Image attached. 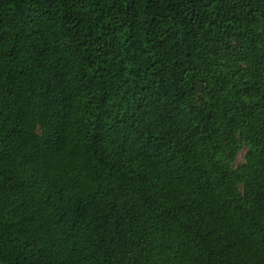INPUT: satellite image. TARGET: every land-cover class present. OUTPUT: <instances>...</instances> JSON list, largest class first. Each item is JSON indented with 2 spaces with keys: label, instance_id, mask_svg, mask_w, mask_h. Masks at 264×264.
<instances>
[{
  "label": "trees",
  "instance_id": "obj_1",
  "mask_svg": "<svg viewBox=\"0 0 264 264\" xmlns=\"http://www.w3.org/2000/svg\"><path fill=\"white\" fill-rule=\"evenodd\" d=\"M0 264H264V0H0Z\"/></svg>",
  "mask_w": 264,
  "mask_h": 264
},
{
  "label": "rangeland",
  "instance_id": "obj_2",
  "mask_svg": "<svg viewBox=\"0 0 264 264\" xmlns=\"http://www.w3.org/2000/svg\"><path fill=\"white\" fill-rule=\"evenodd\" d=\"M244 155H245V150L244 151H242L240 154H239V156H238V161H243L244 160Z\"/></svg>",
  "mask_w": 264,
  "mask_h": 264
}]
</instances>
